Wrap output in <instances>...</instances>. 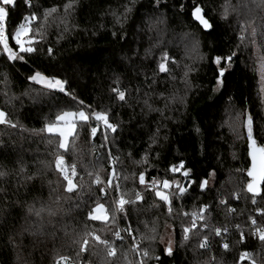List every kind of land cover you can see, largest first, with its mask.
Instances as JSON below:
<instances>
[{
  "label": "trees",
  "instance_id": "obj_1",
  "mask_svg": "<svg viewBox=\"0 0 264 264\" xmlns=\"http://www.w3.org/2000/svg\"><path fill=\"white\" fill-rule=\"evenodd\" d=\"M199 5L210 31L193 20ZM33 14L36 51L19 52L10 39L18 57L13 60L0 48V109L10 121L0 124V264H127L132 256L137 264H264V241L253 237L264 230V183L259 194L247 190L252 178L246 127L251 115L253 136L264 147L255 68L256 58L264 56V4L16 0L8 30ZM163 29L172 44L155 48ZM189 41L192 49L185 48ZM165 54L168 70L161 72ZM230 55L231 63L225 59ZM36 73L63 80L66 90L39 86L31 80ZM80 108L106 113L116 130L99 123L93 140L90 125L97 122H78L79 135L65 151L58 147L60 137L41 130L58 114ZM60 156L79 172L72 192L56 169ZM113 167L119 190L112 187L113 198L105 197L94 181L101 173L108 184ZM157 190L168 195L171 211ZM121 197L135 202L124 205L117 219L113 210ZM101 203L111 215L106 223L88 218ZM206 206L194 224L189 214ZM129 226L132 235L118 239L114 233ZM94 236L113 242L116 256H108ZM205 240L207 248L199 247ZM242 251L251 254L249 260L239 262Z\"/></svg>",
  "mask_w": 264,
  "mask_h": 264
},
{
  "label": "snow or ice",
  "instance_id": "obj_2",
  "mask_svg": "<svg viewBox=\"0 0 264 264\" xmlns=\"http://www.w3.org/2000/svg\"><path fill=\"white\" fill-rule=\"evenodd\" d=\"M26 2L30 3V0H26ZM261 4H264V0H260ZM16 0H0V46L3 47L4 51L8 54L9 59H17L16 53L13 52L12 48L9 47V40L12 39L15 41V44L18 46L19 52H33L36 51L35 48H33L31 45L32 43L35 42L34 37L30 35L32 33V29L30 25L38 19V17L33 14L30 17H24V23L19 24L18 28L15 29V31H9L8 30V18H9V7H15ZM71 7V3L66 5V9ZM56 9H51L50 12H55ZM203 10L200 6H195L193 15L195 19H197L205 28L210 27V24L208 23L207 19H205L204 15L202 14ZM50 14V13H49ZM47 15V14H46ZM39 27V26H38ZM252 36H255V30L252 32ZM26 38V39H25ZM244 37H241V40H243ZM51 51V50H49ZM235 55V54H233ZM227 62L231 63L233 56H227L225 57ZM262 61H264V57H261ZM216 63H220V58L218 57L216 60ZM167 55L162 58L161 63L159 64V69L161 72L167 71ZM224 74V69L221 68L220 70V76L222 77ZM40 79H43V77H40ZM261 84H262V90H264V73L261 74ZM47 87L49 88H54L58 89L61 92L65 91L64 83L59 80H48L46 82ZM118 93V98L120 100L125 99V94L122 91H119L118 89H114ZM79 119V121L83 124H88L89 120H95L97 122V125H90L91 128V138L95 140L96 134L99 131L98 124L103 123L104 129L105 130H111L112 132H115L116 128L115 125L112 124L106 113L102 112H92V113H87L84 110H78L75 112L68 111V112H63L61 114H58L55 118L54 122H50L45 129H42L41 131H47L50 136H58L60 137L58 147L64 149L65 151L69 150L68 145L65 143V139L68 136H72L73 139L79 135L78 132H76V119ZM71 118V119H69ZM56 122H64L66 125L67 130L59 129L57 127ZM4 123H10V121L7 120L6 113L4 111H0V124ZM252 124H253V119L251 115L247 117L246 121V127H247V140H248V145L250 149V157H251V167L247 172V175L249 177H252V181L247 184V190L254 195L259 194L258 188L261 183H264V147L258 146L255 137L253 136V131H252ZM12 127H15V125H11ZM104 139L107 141L108 136L105 132L104 134ZM56 169L62 173L63 180L66 181L67 187L66 190L69 192H72L76 188V183H74V177H76L77 172H76V167L75 164L72 165H66L65 160L63 156H60L56 159ZM180 168L183 167L181 164L179 166ZM173 171H177V168H173ZM185 176L188 175L187 172L183 173ZM0 175H3L2 172H0ZM114 178H117V172L115 167H113L111 175L108 179V186L110 188L114 187L116 190H119V184H114ZM97 183H100L101 181L97 177L96 179ZM140 183L144 184L145 183V177L144 174H140ZM155 183V182H153ZM163 187L167 189L170 186V182L165 180L162 182ZM203 184H207V180L203 181ZM178 191L183 193L185 190L184 188L179 187L177 185ZM103 191V190H102ZM156 196L164 201L168 206H169V211H171V201L169 200V197L167 194H162L161 191L157 190L156 191ZM138 199H142L139 197V194H137ZM135 201H128L123 199L122 197L116 201L117 204V209L113 210V213L115 211H124V205L127 203H134ZM264 214V213H262ZM88 218L91 220H98L101 222H108L109 220V215H108V210L105 208L104 204H97L94 208L89 210V215ZM113 222H114V215H113ZM256 221L253 220V224H255ZM189 228H185V239H187V233L189 232ZM123 231L127 232L128 235H132V229L131 226L123 229ZM118 239H123V237L120 235V231H116L114 233ZM216 234L220 235L219 229L216 230ZM98 243L104 244L105 247L108 249L107 255L114 257L116 256V250L115 248L112 247V245L106 241V240H101L99 236H94L93 237ZM134 239V238H133ZM259 239L261 241H264V231H261L259 234ZM135 242V241H134ZM88 244V241H84V247H82L81 251L86 250V246ZM207 241L205 240L203 243L199 244V247L201 248H207ZM225 249L228 248V245H224ZM137 251V254H139V250L134 249ZM166 251L168 252L169 255H171V247L169 246ZM144 256H147L148 253L146 251L143 252ZM245 256H247V253H245ZM65 261L67 258H63ZM142 264V262H141Z\"/></svg>",
  "mask_w": 264,
  "mask_h": 264
},
{
  "label": "rangeland",
  "instance_id": "obj_3",
  "mask_svg": "<svg viewBox=\"0 0 264 264\" xmlns=\"http://www.w3.org/2000/svg\"><path fill=\"white\" fill-rule=\"evenodd\" d=\"M234 10V9H233ZM233 10H232V12H233ZM244 14V13H243ZM243 14H241L240 16H242ZM160 22H161V20H160ZM156 24H162L163 26H164V24H163V22L162 23H158V21H153L152 22V25H153V27L154 26H156ZM31 27V26H30ZM154 29V28H153ZM164 29H165V26H164ZM163 29V32L162 33H160V34H156L155 35V38H156V41H158L159 43H153V44H155V48H157L158 46H163V44H168V45H171L172 44V42L170 41V40H168L169 39V36H167V33H166V29L164 30ZM30 35H31V33H30ZM26 39V38H25ZM33 44V43H32ZM153 44H151V45H153ZM184 45H186L187 47H185V48H188V49H192L193 47H192V42L191 41H189L188 42V44H184ZM32 46V45H31ZM2 47V46H1ZM2 49H3V47H2ZM3 51H4V49H3ZM5 52V51H4ZM13 52L14 53H16L14 50H13ZM6 53V52H5ZM7 54V53H6ZM8 55V54H7ZM261 57H264V56H258L257 58H256V64H255V68L257 69L256 70V72H257V75H258V83H259V86H258V90H259V97H260V100H261V102H262V105H263V114H264V90H262V84H261V74L262 73H264V61H262V59H261ZM40 77H43V79H40ZM31 80L32 81H34L36 84H38L39 86H41V87H43V88H46V89H48V90H52V91H59L58 89H54V88H49V87H47V85H46V82L48 81V80H55V79H52V78H50V77H48V76H46V75H44V74H41V73H36V74H34L32 77H31ZM59 80H61V79H59ZM62 82H63V80H61ZM64 83V87H65V90H66V84H65V82H63ZM78 110H84V109H78ZM78 110H68V111H72V112H75V111H78ZM0 111H3L2 109H0ZM68 111H64V112H68ZM85 111V110H84ZM86 112V111H85ZM86 114H87V112H86ZM240 117H241V114H240ZM69 119H71V118H69ZM231 120L234 122V118L233 117H231ZM78 122H80L79 121V119H78V117H77V119H76V129H77V123ZM57 123V127L59 128V129H63V130H67V128H66V125L64 124V122H56ZM101 124L103 125V123L101 122ZM236 131H237V129H236ZM47 132V131H46ZM48 133V132H47ZM71 138H72V136H68L66 139H65V143L68 145V147H69V144H70V140H71ZM100 175H101V177L104 179V177L102 176V174L101 173H99ZM99 174H97V175H99ZM105 208L107 209V207L105 206ZM108 210V209H107ZM114 214L115 215H117V212L115 211L114 212ZM108 215H109V220H110V218H111V215H110V213H109V211H108ZM108 220V221H109ZM98 221V220H97ZM101 222V221H100ZM132 258H133V256L131 257V260H132ZM127 264H131V261L130 262H128Z\"/></svg>",
  "mask_w": 264,
  "mask_h": 264
},
{
  "label": "built area",
  "instance_id": "obj_4",
  "mask_svg": "<svg viewBox=\"0 0 264 264\" xmlns=\"http://www.w3.org/2000/svg\"><path fill=\"white\" fill-rule=\"evenodd\" d=\"M0 48H1V50L3 51V49H2V47L0 46ZM4 52V51H3ZM180 166V165H179ZM179 166L177 167V169H179ZM76 172H77V175H76V177H74L73 179H76L78 176H79V172H78V170H77V168H76ZM97 177L99 178V180L101 181L100 183H97L96 182V179H95V181H94V185H101L102 186V189H103V194H104V196L105 197H112L113 198V195H112V191L110 190V187L108 186V184L106 183V181L100 176V175H97ZM126 205V204H125ZM168 206V205H167ZM117 207L118 206H116V209H117ZM169 207V206H168ZM207 206L206 207H204L201 211H195L194 213H191V214H189L190 215V217L192 218V221H193V223L194 224H196L197 222H198V220L200 219V217L203 215V213L207 210ZM117 212V219H119V215H120V211H116ZM120 231V235L123 237V239H126V235H127V233L125 232V231H123V229H120L119 230ZM261 231H264V230H260V229H257L255 232H254V234H253V237L256 239V238H259V234H260V232ZM224 232H226V231H224ZM222 233V231H220V234ZM241 239H242V242H244L245 241V235L244 234H242L241 235ZM111 245H112V247L113 248H115V246H114V244H113V242H109ZM228 246H229V244L230 243H226ZM103 247L107 250V252H108V249L105 247V245L103 244ZM116 250V249H115ZM116 252H117V250H116ZM245 253H247V256H245ZM111 257V256H110ZM250 257H251V254L248 252V251H242L241 253H240V257H239V262H243V261H245V260H249L250 259ZM131 264H137V262H136V259H135V257L133 256V258H132V260H131Z\"/></svg>",
  "mask_w": 264,
  "mask_h": 264
},
{
  "label": "water",
  "instance_id": "obj_5",
  "mask_svg": "<svg viewBox=\"0 0 264 264\" xmlns=\"http://www.w3.org/2000/svg\"><path fill=\"white\" fill-rule=\"evenodd\" d=\"M201 8H202V10H203V12H202V14L204 15V17H205V19H207V17L205 16V11H204V9H203V7H202V5H199ZM193 12H194V10H193ZM193 12H192V17H193V20L196 22V23H198L204 30H207V31H210L211 30V23L209 22V20L207 19V21H208V23L210 24V27H208V28H205L197 19H195V17H194V15H193ZM252 178V177H251ZM259 188H260V185H259ZM258 188V189H259Z\"/></svg>",
  "mask_w": 264,
  "mask_h": 264
}]
</instances>
